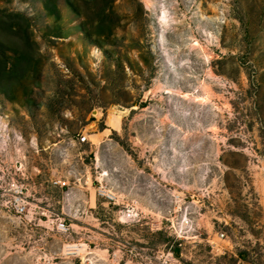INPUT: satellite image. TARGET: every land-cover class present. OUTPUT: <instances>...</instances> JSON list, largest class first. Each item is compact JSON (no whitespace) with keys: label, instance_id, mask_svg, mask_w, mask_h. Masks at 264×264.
<instances>
[{"label":"rangeland","instance_id":"374dc122","mask_svg":"<svg viewBox=\"0 0 264 264\" xmlns=\"http://www.w3.org/2000/svg\"><path fill=\"white\" fill-rule=\"evenodd\" d=\"M0 264H264V0H0Z\"/></svg>","mask_w":264,"mask_h":264},{"label":"bare ground","instance_id":"6f19581e","mask_svg":"<svg viewBox=\"0 0 264 264\" xmlns=\"http://www.w3.org/2000/svg\"><path fill=\"white\" fill-rule=\"evenodd\" d=\"M163 19L165 20L166 17L163 16ZM121 113H122V112H120V113L117 114V112H116L115 110H113V109H111V110L109 111V114H108V117H107V123H108V125H109L110 127H118L119 118H120V116H121ZM95 115H96V114H95ZM97 117H98V116H97ZM65 247H66L67 250H75V249L78 248L76 245H71V246H68V245H67V246H65Z\"/></svg>","mask_w":264,"mask_h":264},{"label":"built area","instance_id":"2783aa9c","mask_svg":"<svg viewBox=\"0 0 264 264\" xmlns=\"http://www.w3.org/2000/svg\"><path fill=\"white\" fill-rule=\"evenodd\" d=\"M14 208H15L16 213L22 214L26 209L25 202L20 198L15 199Z\"/></svg>","mask_w":264,"mask_h":264}]
</instances>
